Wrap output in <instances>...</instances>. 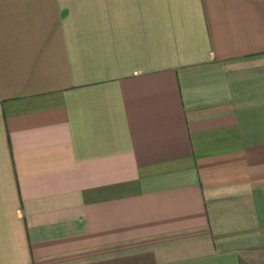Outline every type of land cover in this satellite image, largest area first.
<instances>
[{
  "label": "crops",
  "instance_id": "obj_1",
  "mask_svg": "<svg viewBox=\"0 0 264 264\" xmlns=\"http://www.w3.org/2000/svg\"><path fill=\"white\" fill-rule=\"evenodd\" d=\"M0 264H264V0H0Z\"/></svg>",
  "mask_w": 264,
  "mask_h": 264
}]
</instances>
